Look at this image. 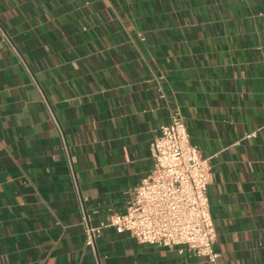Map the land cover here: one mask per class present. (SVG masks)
<instances>
[{
    "label": "crops",
    "instance_id": "0c3cea01",
    "mask_svg": "<svg viewBox=\"0 0 264 264\" xmlns=\"http://www.w3.org/2000/svg\"><path fill=\"white\" fill-rule=\"evenodd\" d=\"M177 111L218 259L113 226L87 245L82 206L125 211ZM0 264H264V0H0Z\"/></svg>",
    "mask_w": 264,
    "mask_h": 264
},
{
    "label": "built area",
    "instance_id": "2783aa9c",
    "mask_svg": "<svg viewBox=\"0 0 264 264\" xmlns=\"http://www.w3.org/2000/svg\"><path fill=\"white\" fill-rule=\"evenodd\" d=\"M256 132L247 134L255 136ZM154 166L131 190L123 212L100 225L90 223L84 206L85 241L95 247L103 227L129 232L141 243L171 247L186 245L215 262L217 228L210 209V157L192 141L181 112L171 115L151 143Z\"/></svg>",
    "mask_w": 264,
    "mask_h": 264
}]
</instances>
